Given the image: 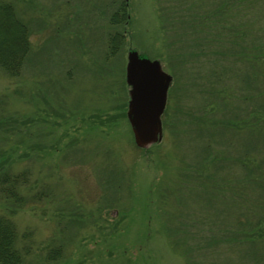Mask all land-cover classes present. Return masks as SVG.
Instances as JSON below:
<instances>
[{
    "label": "rangeland",
    "instance_id": "374dc122",
    "mask_svg": "<svg viewBox=\"0 0 264 264\" xmlns=\"http://www.w3.org/2000/svg\"><path fill=\"white\" fill-rule=\"evenodd\" d=\"M4 1L30 41L18 76L0 68L20 264H264V0ZM129 49L172 75L146 149Z\"/></svg>",
    "mask_w": 264,
    "mask_h": 264
},
{
    "label": "water",
    "instance_id": "95a60500",
    "mask_svg": "<svg viewBox=\"0 0 264 264\" xmlns=\"http://www.w3.org/2000/svg\"><path fill=\"white\" fill-rule=\"evenodd\" d=\"M125 81L129 87L126 116L134 143L139 148H148L162 139L161 116L172 77L158 60L141 57L136 50H129Z\"/></svg>",
    "mask_w": 264,
    "mask_h": 264
},
{
    "label": "trees",
    "instance_id": "16d2710c",
    "mask_svg": "<svg viewBox=\"0 0 264 264\" xmlns=\"http://www.w3.org/2000/svg\"><path fill=\"white\" fill-rule=\"evenodd\" d=\"M112 17L114 22L119 21L117 13ZM127 19L126 15V21ZM118 40L117 33L111 37V52H115ZM29 49L28 25L18 17L12 3L0 0V68L9 76H18ZM263 52L264 49L260 51V53ZM261 118L264 119L263 116ZM25 177L24 172L13 175L7 172L0 176V191L4 193L6 199L14 202L20 201L21 196H19L17 188L22 185L25 186ZM15 238L16 232L13 222L0 215V264H20L22 255L16 248Z\"/></svg>",
    "mask_w": 264,
    "mask_h": 264
}]
</instances>
